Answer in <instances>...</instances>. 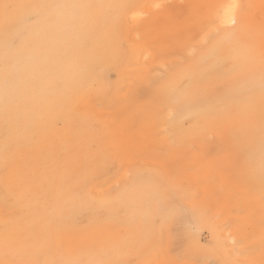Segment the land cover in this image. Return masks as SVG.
Here are the masks:
<instances>
[{
	"label": "rangeland",
	"instance_id": "374dc122",
	"mask_svg": "<svg viewBox=\"0 0 264 264\" xmlns=\"http://www.w3.org/2000/svg\"><path fill=\"white\" fill-rule=\"evenodd\" d=\"M72 1L0 0V264H264V27L210 75L222 0L128 16L101 56L115 23Z\"/></svg>",
	"mask_w": 264,
	"mask_h": 264
},
{
	"label": "bare ground",
	"instance_id": "6f19581e",
	"mask_svg": "<svg viewBox=\"0 0 264 264\" xmlns=\"http://www.w3.org/2000/svg\"><path fill=\"white\" fill-rule=\"evenodd\" d=\"M165 1L166 0H116L115 2L114 0H90V4L79 6L81 0H73L71 3L72 6L69 5V7H78L83 10V14L81 17L75 18L71 16V18L73 19V24H87L88 21L86 18L88 16H92L94 19L101 21L102 23H115L117 30H115L111 34L109 40L105 41L98 37L94 44L97 47L96 54L101 56L106 52L112 53L111 50L114 49V44H117V41H119L120 39V34L123 30L122 21L124 20V18H127L129 16L130 19L135 20L142 13L148 12L150 8H157L162 6ZM148 3L149 6H147ZM88 10H93V13H88ZM216 12L218 13L219 19V25L217 26V28L219 29L228 25L230 27L227 29H223L224 31L221 35H218L219 37L217 41L213 43V45L211 44V46H209L206 51L202 52V54L200 55V58L202 59H199L196 63H194L193 66L194 68H200L206 73L208 72L210 75H216L217 67L229 58L235 59L236 63L241 61L242 58L247 62H250L255 58L252 54L255 47L252 45H247V43L244 41V38L246 36V32H248V27L252 25V23H256L257 26L264 27V0H222ZM253 14L257 16V20L253 19ZM212 30L213 29H211V31ZM84 31V28L75 29L70 36L72 41L81 42L82 40H89ZM211 31H208V33L210 34ZM208 33L207 35H205L209 36ZM34 40L35 38L31 39L32 42H34ZM195 48L196 47L193 45V47H191V51L194 52ZM63 54L65 55V57L68 56L66 64L64 62L62 63V61L60 63L53 62L48 60V58L43 57V61H48V64L45 67L46 75L54 76V74L51 73L56 74V72L61 69V72H70V66L75 64V60L69 59V47L64 48ZM209 59L212 60L208 61ZM78 66L80 67L77 69L80 70L82 68L81 61L77 64L76 67ZM90 68L91 66L89 67L88 71L91 70ZM87 74L88 73L84 72V75ZM193 78L195 80V76ZM17 87L18 86H16V88ZM184 108L185 107H182L183 112H185L184 110L186 109ZM178 124L179 121L177 122V125Z\"/></svg>",
	"mask_w": 264,
	"mask_h": 264
}]
</instances>
